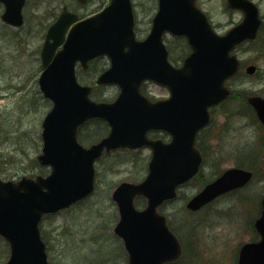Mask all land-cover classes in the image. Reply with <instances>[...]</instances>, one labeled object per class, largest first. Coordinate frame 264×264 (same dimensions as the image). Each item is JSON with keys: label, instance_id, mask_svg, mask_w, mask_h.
<instances>
[{"label": "water", "instance_id": "water-1", "mask_svg": "<svg viewBox=\"0 0 264 264\" xmlns=\"http://www.w3.org/2000/svg\"><path fill=\"white\" fill-rule=\"evenodd\" d=\"M226 1L228 7L240 9L243 18L223 34L213 30L195 0H158L150 31L142 40L135 38L130 0H110L101 11L69 29L77 16L66 10L51 24L41 51L43 70L38 85L52 106L41 122L42 148L37 155L39 164L49 166L50 172L33 178L22 176L17 181L0 179V235L10 245L4 264H50L38 228L42 215L67 208L93 190V163L103 151L143 145L152 150L146 177L138 183L121 182L112 191L119 211L114 232L123 240L127 264H162L178 257L179 243L156 208L174 198L176 186L197 172L201 156L194 147L195 135L209 119L207 107L228 93L223 83L239 65L231 50L241 41L255 38L260 24L251 1ZM22 2L6 3L2 19L20 25ZM165 32L184 35L191 48L179 67L167 59L162 41ZM98 55H106L110 65L96 83L119 87L111 102L90 99V86L80 84L75 76L77 61L85 66ZM254 69V65L247 67L248 72ZM144 80L166 85L169 99L151 102L140 93ZM248 101L264 124V98L251 96ZM95 117L105 120L110 131L84 147L77 140V127ZM149 129L167 130L172 139L167 144L149 140ZM251 176L250 170L228 168L186 206L198 209L245 185ZM137 194L146 198L142 210L133 204ZM261 204L254 223L261 238L241 246L238 264H264V196Z\"/></svg>", "mask_w": 264, "mask_h": 264}, {"label": "rangeland", "instance_id": "rangeland-1", "mask_svg": "<svg viewBox=\"0 0 264 264\" xmlns=\"http://www.w3.org/2000/svg\"><path fill=\"white\" fill-rule=\"evenodd\" d=\"M154 1L132 0L135 31L139 37L148 30ZM254 1L261 5V14L264 15V0ZM197 2L219 33L241 19V12L228 9L225 0ZM30 24V16L25 17V26L20 29L5 26L0 19V177L4 179L17 180L23 175L34 176L48 171L46 166L41 170L42 166L36 161L42 144L41 122L51 106L50 101L42 96L37 81L41 72L39 49L44 32L27 31ZM165 39L171 62L180 63L188 49L181 50L182 43L169 34L165 35ZM236 53L240 59L255 64L257 74L252 78H238L230 83L231 88L238 87L244 93L264 89V44L245 43L236 49ZM104 64L105 61L101 60L96 64L97 67L94 65L93 70L87 72L77 68L79 82L89 84ZM145 91L151 96L163 93L162 86L151 82L145 84ZM117 92L116 86L108 85L94 88L91 97L110 101ZM237 107L242 108L240 100L233 98L224 106L225 112L232 114L229 119L232 129L226 138L227 144H216L217 139L221 143L217 136L219 126L224 121L222 115L211 125L214 135L211 142L213 147L220 148L213 151L211 158L203 160L198 178H193L179 188L176 200L161 206L168 223L175 227L174 232L190 248L173 264H236L235 253L237 258L239 246L255 237L251 225L259 213L258 203L264 194V157H259L258 152H247L244 156L245 161L257 159L259 166L249 184L220 197L195 213L184 208L186 200L204 181L213 179L220 171L237 164L240 159L234 157L237 148L242 153L245 146L249 149L250 145L257 143L258 140L254 139L257 137V129L252 124L254 121L241 126L247 117H242ZM96 127L90 125L82 129V133L89 134L86 139L81 135L84 145L101 137L98 136L100 129L95 135ZM247 134L249 140H245ZM238 135H241L240 139ZM148 154L149 150L146 149H119L104 155L95 164L94 192L85 200L41 221L40 229L47 245V258L52 264H126L127 256L122 240L113 232L118 214L110 195L112 188L120 181H138L145 176ZM193 241L196 247L192 248ZM8 254V248L0 240V264H3Z\"/></svg>", "mask_w": 264, "mask_h": 264}, {"label": "flooded vegetation", "instance_id": "flooded-vegetation-1", "mask_svg": "<svg viewBox=\"0 0 264 264\" xmlns=\"http://www.w3.org/2000/svg\"><path fill=\"white\" fill-rule=\"evenodd\" d=\"M6 3L9 5L12 3V0H0V16L4 13L5 8H6ZM92 4H94V7L92 6ZM154 7H153V11L151 14V18L152 15L154 14V11L156 9V5H157V0H155L153 2ZM90 6V7H89ZM100 7H103V0H23V5L21 7V13L23 16V21H25V17L30 16L31 17V24L28 25L27 27V31H40V32H46V30L48 29V27L51 25V16H52V21L59 15V13L63 10H69L71 12H74L77 14L78 18H82L85 17L95 11H97ZM263 16V23H264V15ZM150 18V20H151ZM6 26H10L6 23H4ZM23 25H25V23L23 22ZM22 25V26H23ZM44 34H42L43 38H44ZM41 48V46H40ZM39 54H40V49H39ZM102 57H96L93 58L92 60H90L88 62V65L86 66V68H81L82 71H88L90 68H92L93 65H95V67H97L96 64L99 63L100 60H102ZM176 63V62H175ZM80 69V68H79ZM103 66L100 67V72L103 70ZM163 89V93L159 96H151V95H147L151 100H157V99H166L169 96V91L166 87H162ZM145 93V91H144ZM250 95H258L262 98H264V89H260L258 91L255 92H249V93H245L244 96V102H242L240 105L242 108L237 107V111L241 110V109H246L247 112L242 113L243 116L242 117H247L244 121V124H242L241 126H246L249 124L250 121V117L252 116L254 118V128L257 129V137L254 138L255 140H258L257 143H255L254 145H250L249 149L247 146H245V150H243V152L241 153V151L237 148L234 157L236 158H242L246 155L247 152H258L259 157H264V126L262 125V123L259 121V119L256 116V113L254 111V109L248 104L247 102V98ZM231 101V95H229L227 98H225L222 102H220L219 104L209 108V113H210V122L208 125L204 126L203 128L199 129L196 139H195V147L197 148V150L199 151L200 155H201V159L202 162L203 160L206 158H211L213 151L217 150L220 147H213L212 144V139H214V135L211 132L212 130V123L215 122L220 116H224L223 118V123L219 126L218 129V136L217 138H219V140H221V143H219L218 139H217V143L218 145H223V144H227V140L226 138L228 137V133L229 130L232 129L231 126V122L229 121V119L231 118L232 114L231 112H225L226 109H224V106L226 103ZM230 122V123H229ZM248 127V126H247ZM210 129V130H209ZM206 132H208L209 134H206ZM148 137L152 138V139H160L163 142H168L171 139V134L168 131H164V130H151L147 133ZM240 136V137H239ZM248 134L245 137V140H249ZM241 138V135H238V139ZM247 142V141H246ZM241 153V156H240ZM215 159H217V157H214ZM232 192V191H230ZM230 192H227L225 194H228ZM222 194L218 197H216L214 200H212L211 202H209L208 204H212L214 203L217 199H219L220 197H222ZM206 204V205H208ZM203 206V207H206ZM202 207V208H203ZM200 210V209H199ZM261 210V206L259 211ZM196 220V219H194ZM192 220V221H194ZM3 239V238H2ZM196 240V239H194ZM181 242V241H180ZM3 243L5 244V247L8 248L9 250V245L7 243L6 240L3 239ZM194 243V244H193ZM191 247H196V242H192L191 243ZM190 249V248H189ZM188 249V250H189ZM192 250V249H191ZM174 262V261H173ZM171 262H166L164 264H171Z\"/></svg>", "mask_w": 264, "mask_h": 264}, {"label": "trees", "instance_id": "trees-1", "mask_svg": "<svg viewBox=\"0 0 264 264\" xmlns=\"http://www.w3.org/2000/svg\"><path fill=\"white\" fill-rule=\"evenodd\" d=\"M177 39H181V38H178V37H176ZM240 91L238 90V91H236V93L235 94H240L239 93ZM93 123H95V125L97 126V128H100L103 132H105L106 131V124L102 121V120H98V119H95V120H93L92 121ZM256 161H257V159H252V158H250L249 159V161H245V160H240V165L241 166H244V167H247V168H249V169H252L253 171H254V173H255V171H257L258 170V165H257V163H256ZM264 161V160H263ZM43 167H41V170H44V168L42 169ZM48 217V216H47Z\"/></svg>", "mask_w": 264, "mask_h": 264}]
</instances>
